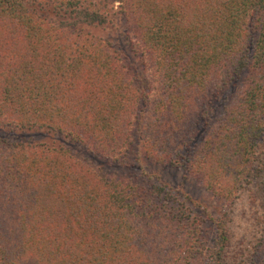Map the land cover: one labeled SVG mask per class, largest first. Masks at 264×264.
<instances>
[{
  "label": "trees",
  "instance_id": "trees-1",
  "mask_svg": "<svg viewBox=\"0 0 264 264\" xmlns=\"http://www.w3.org/2000/svg\"><path fill=\"white\" fill-rule=\"evenodd\" d=\"M114 16L131 55L89 29ZM2 127L60 138L0 136V264H264V0H0ZM143 156L226 200L210 245Z\"/></svg>",
  "mask_w": 264,
  "mask_h": 264
},
{
  "label": "rangeland",
  "instance_id": "rangeland-1",
  "mask_svg": "<svg viewBox=\"0 0 264 264\" xmlns=\"http://www.w3.org/2000/svg\"><path fill=\"white\" fill-rule=\"evenodd\" d=\"M123 26L127 27L126 23L122 22V19H119L117 16H114L112 21L106 26L89 29L95 35L112 37L111 39L114 43H116V46L120 47L121 49L125 50L126 53L131 55L130 52L135 50L136 47L132 33L133 31L131 29L130 36L124 37L125 33H123ZM147 64L149 65V61H147ZM147 70L148 71L145 73V75H147V79L150 80L153 77L154 67H150L149 65ZM0 130V136L7 134L9 138L15 140H21L25 142L27 138L30 137L28 134H23L15 130L10 131L4 127H2ZM57 138L60 137L50 134V136L45 138L40 137V135H33V137H30L29 139L30 142L33 143L43 142L45 144H49L48 146L52 148L59 144ZM71 145L70 154L75 157V159H77V161L82 164L85 169H94V171H97L100 175L108 172L128 174L134 172L136 168L140 169L138 165L133 163L134 156L132 155L131 160H128L129 163L132 162V165L129 168H125V164H115L105 157L95 154L92 150L87 149L83 145ZM138 163L139 165L141 163V165L145 167L148 172H152L153 174L159 176L160 180L166 183L168 187L174 192V194L179 195L180 197L187 196L190 198V201L194 203L193 208L202 217H204L202 219L205 221L203 223V228L206 231L205 243L210 245L215 231V225L213 221L215 218H219L223 215V212L226 208V200L219 194L206 189L203 183L195 179L191 172H189L185 164L181 165L180 167H173L164 163H157L154 160L148 158V156H143V158H141L140 162ZM206 214L211 215L212 218H209L206 216ZM247 242L248 240L243 238L240 240V245L234 244V246L232 245L229 248L232 250L243 249L244 246L248 245ZM260 247L259 253L261 257L264 254V243L260 244Z\"/></svg>",
  "mask_w": 264,
  "mask_h": 264
}]
</instances>
